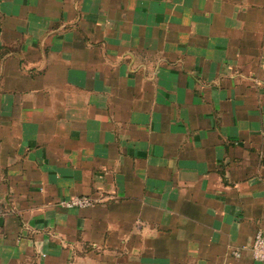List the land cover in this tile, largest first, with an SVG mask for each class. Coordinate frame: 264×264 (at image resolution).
Masks as SVG:
<instances>
[{
  "label": "crops",
  "instance_id": "0c3cea01",
  "mask_svg": "<svg viewBox=\"0 0 264 264\" xmlns=\"http://www.w3.org/2000/svg\"><path fill=\"white\" fill-rule=\"evenodd\" d=\"M0 217V264H262L264 0H0Z\"/></svg>",
  "mask_w": 264,
  "mask_h": 264
},
{
  "label": "built area",
  "instance_id": "2783aa9c",
  "mask_svg": "<svg viewBox=\"0 0 264 264\" xmlns=\"http://www.w3.org/2000/svg\"><path fill=\"white\" fill-rule=\"evenodd\" d=\"M100 201L90 196H73L59 203V205L67 210H80L93 207L99 204ZM251 257L255 262L264 264V234L258 232L249 248ZM233 255L237 258L240 257V252L235 251Z\"/></svg>",
  "mask_w": 264,
  "mask_h": 264
},
{
  "label": "water",
  "instance_id": "95a60500",
  "mask_svg": "<svg viewBox=\"0 0 264 264\" xmlns=\"http://www.w3.org/2000/svg\"><path fill=\"white\" fill-rule=\"evenodd\" d=\"M3 224V219L0 217V227L2 226Z\"/></svg>",
  "mask_w": 264,
  "mask_h": 264
}]
</instances>
